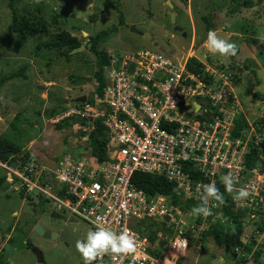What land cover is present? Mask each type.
Instances as JSON below:
<instances>
[{
    "label": "built area",
    "instance_id": "built-area-1",
    "mask_svg": "<svg viewBox=\"0 0 264 264\" xmlns=\"http://www.w3.org/2000/svg\"><path fill=\"white\" fill-rule=\"evenodd\" d=\"M109 56L102 95H86L82 105L60 116L88 123L100 119L108 136L105 156L98 159L83 148L78 155L64 154L53 166L32 157L15 168L5 165L8 182L36 202L45 201L71 223H84L87 231L100 226L133 239L134 252L105 254L93 264H176L188 247L187 225L181 218L187 212L170 195H146L132 184L131 176L160 175L175 184L179 200L197 201L204 185L223 184V176L231 173L235 181L228 205L242 223V245L260 247L264 221L262 232L255 223L264 214V130L251 122L237 128L236 121L245 115L231 74L207 63L202 72H193L187 68L188 55L177 58L168 50L137 49ZM193 102L210 115L194 112ZM252 150L258 162L248 166L245 160ZM241 188L249 195L234 199ZM208 206L207 217L226 216L218 201L209 200ZM167 214L173 233L162 255L155 256L136 228L148 219L162 221ZM253 235H260V242ZM234 252L239 264H246L252 254L246 256L242 247Z\"/></svg>",
    "mask_w": 264,
    "mask_h": 264
},
{
    "label": "rangeland",
    "instance_id": "rangeland-1",
    "mask_svg": "<svg viewBox=\"0 0 264 264\" xmlns=\"http://www.w3.org/2000/svg\"><path fill=\"white\" fill-rule=\"evenodd\" d=\"M252 2L258 9L241 7L231 0H0V116L7 111V116H11L9 122L5 120L0 126V137L10 138L38 163L47 166H53L64 154L82 152L88 145L92 122L76 116L61 119L60 116L74 106L75 98L95 92L96 55L88 42L101 30H112L99 43V48L108 55L137 49L168 50L177 58L188 55V61L196 59L204 64L221 65V60L205 47L207 31L242 32L232 34L230 42L238 45L245 40L251 47L249 35L253 25L248 23L261 19L263 24L256 27L259 37L255 41L262 50L257 53L260 68L252 67L254 74L252 70L238 72L233 87L245 115L252 117L254 109L262 116L264 96L258 101L260 95L254 93L264 95V0ZM171 11L176 14L174 23ZM207 24L210 29H206ZM175 25L180 26L185 36L173 30ZM217 34L221 37V33ZM64 35L75 36L86 47L70 52L61 42ZM245 56L248 53L242 55ZM14 110L18 113L13 118ZM260 116L248 120L257 127ZM6 173L7 169L0 165V260L9 264H82L81 256L69 246L43 238L34 232V225L40 223L50 230L65 229L79 242L85 239L86 225L52 219L51 205L41 201L39 206L33 198L14 189L15 183L6 180ZM191 213L181 217L190 241L184 256L187 260H193L196 255L193 244L214 243L211 236H203L207 230L204 225L230 222L228 216L203 219ZM263 221L264 214L255 223L261 232ZM164 233L166 245L167 237L173 232L170 229ZM253 236L260 242V235ZM26 241L42 251L45 263L37 262ZM149 244L151 251L156 248V241ZM249 247L248 253L252 252L249 264H264V250L260 253L259 247L251 244ZM234 262L227 259L228 264Z\"/></svg>",
    "mask_w": 264,
    "mask_h": 264
},
{
    "label": "trees",
    "instance_id": "trees-1",
    "mask_svg": "<svg viewBox=\"0 0 264 264\" xmlns=\"http://www.w3.org/2000/svg\"><path fill=\"white\" fill-rule=\"evenodd\" d=\"M235 4L241 7H251L254 5L252 2L253 0H231ZM123 19L122 16L120 17V22L122 23ZM210 25H206V29H210ZM112 32V30H101L98 32L94 37L89 39V46L90 49L96 55V70L94 72V80L96 82V89L95 92L99 95H102L103 89L106 86V76L104 67L109 63V55L106 51L99 48L100 41H103L107 36ZM62 43L67 45L68 50L71 51L72 49L79 47L81 43L75 36L64 35L62 38ZM204 64L196 59H192L187 61V68L193 72H202ZM244 69H249V64L243 65ZM252 73L254 74V70L252 69ZM236 74H231L232 80H234ZM208 78V75L206 74ZM234 83V81H233ZM262 99L263 96H258ZM264 99V97H263ZM82 103L75 102L74 106H80ZM257 129L259 131L264 130V109L263 114L257 120ZM93 128L90 131L88 136V147L91 153L96 156L98 159H101L105 156V145L108 139L107 132L104 126L101 124L100 119H94L92 121ZM248 124L246 120H244L243 116L236 121L237 128L246 127ZM21 157V161L18 163L24 164L25 162L29 161L32 156L28 153L23 151L18 144L12 142L6 137H0V161L10 163L11 161L15 160L16 157ZM258 162V157L256 155V151L252 150L245 163L248 166H253ZM132 184L144 191V193L148 196L156 195V194H166L170 195L174 201V203L178 204V206L185 212L193 211V208L198 207L201 203V199L197 201L187 200L181 201L175 194V184L173 182L167 181L164 177L156 174H148L142 172H136L131 176ZM222 196L223 203L221 205V211L223 212L226 217L228 216L230 222L220 223V222H212L207 226V230L204 235H209L212 237L213 242L215 245L219 246L223 253H225L226 257L232 259L234 264H239L241 259H235L236 253L234 252V248L242 247V250L250 251L249 245H242L241 242V232H242V223L238 220V215L233 214L230 206L228 205L229 195L228 192L225 191L224 186L221 182L215 186ZM199 215V214H198ZM137 231L147 237L149 242L156 241V248L154 250H150L151 254L155 256H161L163 250L159 248V241L158 234L162 231L161 221L156 220H145L140 223V225L136 228ZM165 231L168 232L170 229L166 225ZM1 234V233H0ZM5 234V232H3ZM167 234V233H166ZM168 236V235H167ZM28 246H31L30 242H26ZM257 253V252H256ZM176 264H193L188 263L187 261L182 260V258L178 259Z\"/></svg>",
    "mask_w": 264,
    "mask_h": 264
},
{
    "label": "clouds",
    "instance_id": "clouds-1",
    "mask_svg": "<svg viewBox=\"0 0 264 264\" xmlns=\"http://www.w3.org/2000/svg\"><path fill=\"white\" fill-rule=\"evenodd\" d=\"M205 47L208 52L214 55L218 54L221 57L234 55L236 52V45L219 37L213 29L207 31ZM222 180L225 191L233 193L235 177L229 173L224 175ZM203 192L201 203L198 207L193 208V213L207 217L210 214L209 200L223 203V199L212 183L204 185ZM248 195V191L241 188L234 193L233 198L243 199ZM134 250V241L128 233L117 234L100 226H95L94 230L90 229L87 231L83 242H77V251L82 258L83 264H93L95 260L105 254L127 255L134 252Z\"/></svg>",
    "mask_w": 264,
    "mask_h": 264
},
{
    "label": "crops",
    "instance_id": "crops-1",
    "mask_svg": "<svg viewBox=\"0 0 264 264\" xmlns=\"http://www.w3.org/2000/svg\"><path fill=\"white\" fill-rule=\"evenodd\" d=\"M250 8H256V9H258V6L256 5V6H251ZM175 17H176V14H175ZM262 20L261 19H257L256 20V22H249L248 23V25L249 26H251L252 27V25H253V31H252V34L251 35H249L250 36V39H252V45H251V47H250V45L247 43V41H243L242 43H240V44H238V45H236V52H235V54L234 55H228V56H224V57H221V56H219L218 54H216V55H214V54H212V55H214V57L215 58H217V59H219V60H221V62L222 63H220L225 69H227V70H229V68H234L235 69V73L234 74H236L237 75V73L238 72H240V71H242V70H245V71H247V72H251V70H252V67H256V68H260V66H259V62H258V58H257V53L258 52H261L262 50H261V48H259V46H258V44L255 42L256 41V39L259 37V34H258V32H257V28L256 27H259V28H261L262 27ZM179 26V25H178ZM264 26V25H263ZM231 31H228V30H225V31H220V30H218V29H215V31L216 32H219V33H221L220 34V36L223 38V39H225V40H227V41H229L230 42V40H232V36L234 35V34H236V33H242V32H239V31H236V30H233V29H230ZM233 34V35H232ZM239 35V34H238ZM151 37V36H150ZM154 44H156V42H154ZM248 53V56L246 57H242V55L244 56V55H246ZM221 57V58H220ZM232 62V63H231ZM202 63V62H201ZM247 63H249V65H250V68L249 69H244L243 67H242V65H244V64H247ZM202 64H204V63H202ZM206 64V63H205ZM209 65L210 64H213V65H215L214 64V62H210V63H208ZM216 66V65H215ZM253 69H255V68H253ZM239 80V79H238ZM234 81V80H233ZM235 84H237V82L235 83ZM233 85H234V83H233ZM233 92H234V87H233ZM235 94V93H234ZM254 94H258V95H260V96H264V95H262V93L261 92H255ZM236 95V94H235ZM236 97H237V95H236ZM237 99H238V97H237ZM261 98L260 97H258L257 98V100L259 101ZM255 100V99H254ZM263 100V99H262ZM238 101H239V99H238ZM240 102V101H239ZM7 103H9V102H7ZM241 104V103H240ZM242 109V108H241ZM13 110V109H12ZM243 111V110H242ZM8 112L9 111H7L6 113H2V116H0V126H2V125H4V122H5V120H7L8 122H9V120H10V118H11V116H7L8 115ZM18 112H16V110H14V114H13V118H14V116H16V114H17ZM244 113V112H243ZM244 115H245V113H244ZM255 115H258V116H260V114H256L255 113V110L253 109V110H251V116L252 117H250V118H248L246 115H245V117H246V119H247V121L249 122V120L248 119H252V121H254L255 120ZM56 121H57V118H56ZM9 140H11L10 138H8ZM12 141V140H11ZM12 142H14V141H12ZM14 143H16V142H14ZM16 144H18V143H16ZM83 148H89L88 147V145H85ZM82 148V149H83ZM36 159V158H35ZM0 165L2 166V167H5V162H1L0 161ZM7 180V179H6ZM15 214V213H14ZM206 229H207V227H206ZM186 230H187V227H186ZM185 235H186V233H185ZM186 237H187V235H186ZM167 239H168V237H167ZM167 239H166V242H167ZM187 240H188V246H189V239H188V237H187ZM164 245H165V241H164ZM166 246V245H165ZM195 246V247H194ZM192 247H194V249H195V252H196V255H195V257H194V259L193 260H187V258H185L184 256H185V254H184V258L183 257H181L182 258V260H184V261H187L188 263H193V264H205L206 262H208V261H210L211 259H217V260H219V264H228L227 263V259H229V257H226L225 256V253H223V250L219 247V246H217V245H215L214 243L212 244V245H205L204 243H202V242H200L199 244H197V245H195V244H193V246ZM188 248V247H187ZM260 253L264 250V246L263 245H261L260 247ZM164 249H165V247H164ZM164 249H162V250H164ZM187 251V250H186ZM254 251V250H253ZM259 253V254H260ZM252 255V254H251ZM187 257V256H186ZM257 259V258H256ZM249 262H250V257L247 259V263L246 264H249Z\"/></svg>",
    "mask_w": 264,
    "mask_h": 264
},
{
    "label": "water",
    "instance_id": "water-1",
    "mask_svg": "<svg viewBox=\"0 0 264 264\" xmlns=\"http://www.w3.org/2000/svg\"><path fill=\"white\" fill-rule=\"evenodd\" d=\"M168 4L170 5V8H172V4L168 1ZM170 17H171V22L174 23L175 21V13L173 11H171L170 13ZM132 31H136L134 27L131 28ZM173 30L177 31V32H181L182 36H185V32L181 31L180 26L175 25ZM146 36L150 37V34H146ZM81 47L85 48L86 46L84 44H81L79 47H76L74 49H72L70 52H74L75 50H79L81 49ZM211 67L213 69L216 68L215 65L210 64ZM227 72H229L230 74H234L235 73V69L234 68H229V70L226 69ZM216 79V78H215ZM86 99L85 95H81L77 98H75L74 102H79V103H83ZM262 100V99H260ZM67 101V100H66ZM191 109L194 112H198L201 113L203 116L208 117L210 115L209 111H203L202 107L199 106V104L197 102H193L191 105ZM21 161V157H16L15 160L11 161L9 163V167L10 168H15V166L17 165V163H19ZM51 216L53 218L56 219H63V216L61 214H59L58 212H55L52 210ZM169 215H165L163 220L161 221V226H162V234H161V239L159 241V248L162 249L164 246V238H165V228L167 225V222L169 221ZM34 232H36L37 234H39L40 236H42L43 238L46 239H53V240H58L62 243H67L69 245H71L74 249V251L77 253V242H79L78 239H76L71 233L65 231V230H50V229H45L43 226H41L40 223H36L34 225ZM30 251L32 252V254L34 255L35 259L37 260L38 263H45L44 258H43V253L42 251L35 245H32L30 248ZM0 264H9L7 261L1 262ZM205 264H219V260L217 259H211L210 261L206 262Z\"/></svg>",
    "mask_w": 264,
    "mask_h": 264
},
{
    "label": "flooded vegetation",
    "instance_id": "flooded-vegetation-1",
    "mask_svg": "<svg viewBox=\"0 0 264 264\" xmlns=\"http://www.w3.org/2000/svg\"><path fill=\"white\" fill-rule=\"evenodd\" d=\"M37 203H39V206H41V205H40V201L37 202ZM45 209H46L45 206H43L42 210L45 211ZM49 211H50V213H49L50 217H51L52 219H55V218H53V217L51 216L52 210H49ZM62 216H63V215H62ZM62 220H66L69 224H71V221H68L64 216H63V219H62ZM32 229H33V228H32ZM53 230H54V229H53ZM59 230H65V229H59ZM65 231H66V230H65ZM67 232H69V231H67ZM69 233H71V232H69ZM71 234H72V233H71ZM72 235H73V234H72ZM73 236H74V235H73ZM74 237H75V236H74ZM75 238H76V237H75ZM76 239H77V238H76ZM78 240H79V239H78ZM26 242H27V241H26ZM64 244L67 245V246H69V247L72 249V251H74V249H73V247H72L71 245H69V244H67V243H64ZM31 246H32V245H31ZM31 246H29V248H30ZM74 253H75L77 256L79 255L78 252L76 253V252L74 251ZM1 262H3V261L0 260V263H1Z\"/></svg>",
    "mask_w": 264,
    "mask_h": 264
}]
</instances>
